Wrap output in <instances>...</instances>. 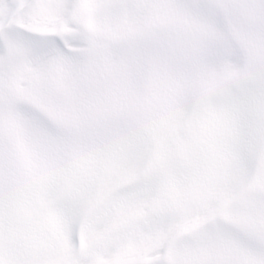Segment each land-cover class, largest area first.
I'll list each match as a JSON object with an SVG mask.
<instances>
[{"label":"snow or ice","instance_id":"obj_1","mask_svg":"<svg viewBox=\"0 0 264 264\" xmlns=\"http://www.w3.org/2000/svg\"><path fill=\"white\" fill-rule=\"evenodd\" d=\"M0 264H264V0H0Z\"/></svg>","mask_w":264,"mask_h":264}]
</instances>
